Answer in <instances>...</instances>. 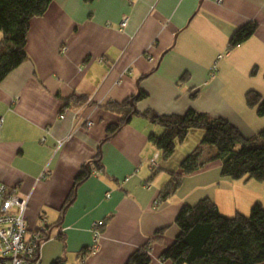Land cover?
Returning <instances> with one entry per match:
<instances>
[{"label":"crops","instance_id":"1","mask_svg":"<svg viewBox=\"0 0 264 264\" xmlns=\"http://www.w3.org/2000/svg\"><path fill=\"white\" fill-rule=\"evenodd\" d=\"M249 22L257 23L254 34L228 50L232 33ZM25 52L0 82V183L27 198L28 231L47 229L38 264H125L149 240L150 264H170L160 256L178 234L184 204L208 197L226 217L264 207L263 183L224 178L217 160L160 201L180 162L161 157L148 138L162 128L142 116L104 141L119 119L105 105L139 91L146 94L139 112L193 109L228 120L245 137L263 130L245 94L264 97V0H52L30 21ZM71 97L86 100L66 106ZM98 152L100 167L92 160ZM85 166L89 176L74 187ZM100 220L93 249L91 224Z\"/></svg>","mask_w":264,"mask_h":264},{"label":"trees","instance_id":"2","mask_svg":"<svg viewBox=\"0 0 264 264\" xmlns=\"http://www.w3.org/2000/svg\"><path fill=\"white\" fill-rule=\"evenodd\" d=\"M52 0H0V82L15 68L27 60L26 37L30 21L41 17ZM91 1V0H87ZM257 23L249 22L237 28L230 36L227 49L246 42L256 31ZM184 80V76L181 77ZM195 94L190 97L195 98ZM146 97L145 92L125 99L121 103L109 102L105 109L119 116L118 121L106 128L104 141L115 135L131 116L138 115L151 124L159 125L162 133L151 134L149 142L160 152L164 160L169 159L177 143L185 140L195 130L203 133L201 147L214 150L205 155L201 147L187 155L179 164V173L172 176V184L165 186L159 195L160 201L171 197L183 176L203 168L208 162H221L220 174L231 180L252 179L264 185V129L252 137H245L236 126L220 117H211L188 109L183 114H157L151 110L139 112L135 106ZM86 99L71 97L81 104ZM248 108L264 117V97L256 91L245 94ZM93 163L100 167V153ZM90 169L82 167L74 179V187L89 176ZM178 234L173 243L163 251L161 261L170 264H263L264 263V207L256 202L248 215L236 213L226 217L208 197L194 204H184L175 218ZM151 243V240H149ZM149 243L136 250L125 264H150ZM55 260L52 264H60Z\"/></svg>","mask_w":264,"mask_h":264},{"label":"built area","instance_id":"3","mask_svg":"<svg viewBox=\"0 0 264 264\" xmlns=\"http://www.w3.org/2000/svg\"><path fill=\"white\" fill-rule=\"evenodd\" d=\"M127 21L126 16L121 19V29L126 27ZM220 58L221 56L218 57ZM214 69L213 66L210 77L214 76ZM151 166L156 167L153 161ZM26 208L27 198H20L15 190L0 183V264H38L39 247L45 241L47 229L41 224L33 231H28ZM104 226L105 222L102 220L91 224L93 249L98 246Z\"/></svg>","mask_w":264,"mask_h":264},{"label":"rangeland","instance_id":"4","mask_svg":"<svg viewBox=\"0 0 264 264\" xmlns=\"http://www.w3.org/2000/svg\"><path fill=\"white\" fill-rule=\"evenodd\" d=\"M213 66L215 67L214 72H216L217 70L216 63ZM200 132L202 131L201 130L192 131L187 135V137L185 138L183 142L177 143L172 156L169 158V161L175 162L176 160L177 161L176 166H177L179 162H181L187 155L195 151L197 146L201 144L200 142H201L202 136L199 137ZM185 148H189V151L183 152Z\"/></svg>","mask_w":264,"mask_h":264}]
</instances>
